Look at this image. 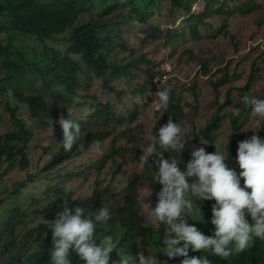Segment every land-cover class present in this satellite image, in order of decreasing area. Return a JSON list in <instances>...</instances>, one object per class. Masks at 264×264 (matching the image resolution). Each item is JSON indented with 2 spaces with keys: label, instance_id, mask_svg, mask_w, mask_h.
<instances>
[{
  "label": "rangeland",
  "instance_id": "obj_1",
  "mask_svg": "<svg viewBox=\"0 0 264 264\" xmlns=\"http://www.w3.org/2000/svg\"><path fill=\"white\" fill-rule=\"evenodd\" d=\"M41 1L52 2L53 0ZM186 1L196 7L200 0ZM146 2L151 10L154 9L150 15L147 14L148 20L141 19L142 13L134 9L130 3H126L119 8L126 12L118 11L120 13L118 20L109 28L112 41L110 54L120 63H131L129 74L117 76L113 82L116 91H111L104 85L103 79L96 76L87 66L86 73H83V91L93 99L89 101L84 99L79 103L84 106L75 105L71 108L76 118L84 123L90 122L92 125L100 122L99 119L92 118V115L100 105L103 108L110 101L112 106L124 113L125 118L122 122L117 121L119 114L116 120L111 122V128L116 131V150H112L111 140L114 137L112 136L107 141L100 142L99 151L94 149L88 155L74 160L71 166L48 174L42 171V168L50 159L51 154L46 158H43V155L50 142L56 137H63L62 128L60 125L43 128L37 120L32 118L30 110L24 105L19 104L18 114L25 117L29 125L36 130V137L30 150L32 166L38 172L37 179L46 186L45 188L52 189L56 199H61V195L55 193L57 188L64 189L67 194L72 193L73 199L92 195L97 188L98 178L109 183L111 174L121 165L120 174L111 183V191H108L107 195L105 193L102 195L103 199H108V197L112 199L110 212H115L123 204L126 196L125 189L130 179L134 175L140 176L137 189L138 202L145 218L155 223L158 239V244L147 246L145 255H156L158 260L163 261L167 258L158 252L159 247H163L159 236L163 237L165 225L155 222V218L147 207V202H150L153 207L157 202L154 188L149 185L148 181V177L155 175L154 172L157 169L153 166L150 170L147 165H142L139 159L146 144L156 143L155 133L164 124L163 112L156 109L155 92L158 90V84L162 88L172 86L170 94L176 100H181V105L185 106V112L180 121L184 134L189 139L181 154L179 151L170 154L165 152V158L171 156L177 160L181 159L183 169V164L186 165L185 160L191 158L190 152L192 146L195 145L205 147L209 153L212 147L220 149L227 160V145L233 130L230 118H224L217 140L213 145L202 137V130L217 110L215 83L226 75L228 76L227 82L220 85V99L225 101L229 89H233V102L228 110H231L234 103L241 101L245 94L264 98V0H223L222 9L209 14L205 22L199 24V32L196 35L191 31L192 24L179 18V15L169 7L168 0H146ZM105 4L107 3L99 0V5L91 7V10L83 11L81 20L88 22L92 17L101 15L111 17V14L104 11ZM178 13L181 15L182 11ZM124 14L127 18L120 22ZM6 28L8 25L2 20L0 29L3 32L0 33V41L9 37ZM9 42L13 44L11 52L14 60L24 61L20 53L22 51L32 63L29 67V75L38 84L40 92L48 102L58 109L59 112L55 116L59 119L61 115H64L61 112L63 104L44 84L45 77L42 70L44 69L45 72L48 65L52 63V56L47 51L46 44L36 37L24 34L15 36L14 42L7 40L5 44ZM118 43L126 44L127 48L116 46ZM51 46L66 51L69 43L53 41ZM227 63H230L229 69L225 68ZM252 71H255L256 77L250 89L245 90L244 87ZM47 78L51 80L52 76H47ZM89 83L92 87L87 89ZM53 86L60 87L56 82ZM194 86H196L195 90ZM119 90L122 91L121 96H118ZM96 97L98 100L95 99ZM1 102L2 98H0ZM246 108L251 109L248 105ZM133 111H135V117L132 118ZM0 115L3 116L0 134L16 129V124L11 120L6 104L0 105ZM156 121V126L153 127ZM101 127L108 128L109 125ZM253 131H256L257 135L261 132L264 134V117L257 116L251 109L249 121L236 135V148H238V142L251 137ZM131 135L133 139L129 138ZM111 151L118 152L114 155L115 160H111L105 171L100 172L97 168L101 157ZM176 155L179 158H176ZM234 166L239 173L240 169L236 159ZM25 178L26 176L19 173L18 169L12 173L8 172L0 183L1 194H8L16 188L20 180ZM65 185H69L70 189L66 191ZM151 189L153 195L148 197ZM38 194L41 197L45 193L39 192ZM41 199L47 205L49 204L50 220L54 219L61 209L54 208L55 201L50 203L51 201L48 202L44 197ZM191 199L194 209L190 212L185 210L190 217L188 222L200 229L205 228L207 224L200 223L201 218L196 215L199 214L197 213V202L200 199L195 196H191ZM214 202L213 200L212 204ZM21 203L28 204V201L22 199ZM108 228L107 225L101 230L104 232V229Z\"/></svg>",
  "mask_w": 264,
  "mask_h": 264
},
{
  "label": "trees",
  "instance_id": "obj_2",
  "mask_svg": "<svg viewBox=\"0 0 264 264\" xmlns=\"http://www.w3.org/2000/svg\"><path fill=\"white\" fill-rule=\"evenodd\" d=\"M104 11L111 14V17H92L88 22L81 20L83 11L99 5V0H53L44 2L41 0H0V26L1 21L8 25L6 30L9 37L0 41V97L1 106L7 105L11 114V120L16 124V129L0 134V183L3 177L12 173L15 169L25 175L26 178L18 182L15 189L8 194L0 192V264H50L48 249L51 241V231L42 221L50 220L49 204L42 201V197L50 203H55V209H61L64 201H68V206L74 208L80 205L86 209L88 215L94 216L96 210L102 206H107L111 210L112 199H103L102 195H107L111 191V183L121 172V165L111 174V181L105 182L102 178L97 180L95 192L86 197L73 199V194H67L64 189L57 188L55 193L61 195V199H56L52 189L48 190L46 186L37 179L38 172L34 170L30 159V150L36 137V130L29 125L28 120L19 115L20 105L28 107L33 119L37 120L43 128H52L59 125V119L56 118L58 109L52 106L47 98L40 92L38 84L29 75V67L32 65L25 53L24 61H17L12 58L11 42L17 35H28L36 37L40 42L46 44V49L51 53L52 63L48 65L44 72V84L52 90L53 96L59 99L63 104L61 112L63 116L76 120L80 126L82 135L70 152H66L62 146V138L56 137L48 144L43 158L51 154L42 171L48 174L57 172L59 169L71 166L73 161L88 155L93 151L90 147L93 141L104 142L114 136L111 140L112 150H116V131L111 128V122L116 120L122 122L125 114L119 112L118 108L107 103L102 108L101 105L92 115L99 119L97 125L90 122H82L72 113L71 108L75 105L84 106L81 103L84 99L91 100L92 96L83 91L84 76L86 67H90L92 72L103 79L104 85L111 91H116L113 82L120 74H129L131 63H120L118 59L110 54L112 41L109 28L119 18V12L126 3H130L134 9L142 13L141 19L148 20V15L154 9L148 7L146 0H103ZM223 0H200L196 7L186 0H168L169 7L192 24L191 31L198 34V26L205 22L206 17L216 10L222 9ZM119 11V12H118ZM182 11L180 15L178 12ZM127 16L124 14L119 20L124 21ZM3 30L0 29V33ZM69 43L66 51H62L56 46H51V42ZM116 46L127 48L124 43H118ZM229 64L225 65L229 69ZM38 65V63H34ZM42 68V67H40ZM47 76H52L48 80ZM255 71L249 75L248 82L244 87L249 90L255 79ZM228 76L215 83L217 110L211 117L206 127L202 130V137L208 140L212 145L217 140L218 131L222 127L223 120L230 118L232 124V134L227 145L228 156L226 163L229 167H234L237 154V138L246 122L250 119L251 109L246 108L243 101L233 102V89H229L225 101L220 99V85L226 83ZM59 84V88L53 86ZM92 84L87 85L90 89ZM196 89V86L193 87ZM122 91H118L121 96ZM98 100V98H95ZM20 104V105H19ZM239 109V115H234L233 110ZM185 112V106L181 105V100L170 94V103L167 112L163 113L162 120L164 124L169 116L173 121L181 125V118ZM135 117V111L132 118ZM3 116L0 115V125ZM102 125H109L108 128H102ZM182 126V125H181ZM264 137L263 132L259 133ZM129 138L133 139L131 135ZM125 149V148H124ZM220 149L211 148V153ZM118 152H109L103 154L98 168L104 172L108 163L115 160L114 155ZM121 153V152H120ZM176 158H179L177 155ZM190 159V158H189ZM185 160L186 162L189 160ZM185 167V164H183ZM236 169V168H235ZM72 173V172H71ZM149 185L154 188L155 193L159 192L161 185L156 182L153 174L148 177ZM140 176L134 175L125 189L126 196L123 204L115 212H111V217L98 228L109 226L105 235L111 236L118 243L117 251L114 250L111 256L112 264H119L120 255H131L137 257L140 251L146 253V248L152 244H158L155 223H151L142 214L137 197L138 183ZM39 183V185H38ZM243 184V181H241ZM39 192L45 193L40 197ZM119 194L121 192L119 191ZM66 197V198H64ZM112 198L114 196L112 195ZM28 201V204L21 203V200ZM147 225V226H146ZM141 243V244H140ZM162 247V246H160ZM120 254V255H119ZM73 264H83L82 261L72 254ZM138 264V260H137ZM232 264H264V240L255 239L247 252L232 258Z\"/></svg>",
  "mask_w": 264,
  "mask_h": 264
},
{
  "label": "clouds",
  "instance_id": "obj_3",
  "mask_svg": "<svg viewBox=\"0 0 264 264\" xmlns=\"http://www.w3.org/2000/svg\"><path fill=\"white\" fill-rule=\"evenodd\" d=\"M171 91L172 86L162 88L158 84V111L167 112ZM242 101L254 114L264 117V98L245 94ZM239 111L234 109V115ZM58 123L63 131V149L70 152L82 135L81 126L70 114L69 118L61 115ZM154 139L156 143L146 144L139 159L150 170L153 166L157 169L154 173L161 188L155 193V206L147 202V207L155 222L165 225L163 237L159 236L163 247L158 253L167 259L161 261L140 251L135 258L119 254V264H137V260L138 264H232V258L247 252L255 239L264 240V137L253 131L251 137L238 142L239 173L228 166L222 152L209 153L203 146H192L191 158L183 169L181 159L165 158V152L181 154L189 141L182 126L170 116ZM90 147L99 151L100 142L93 141ZM69 189L65 185V190ZM151 195L152 189L148 197ZM191 196L200 199L196 215L200 223L207 224L205 228L188 222L185 210L194 209ZM61 208L54 219L42 221L51 231L50 264H73V253L83 264H112L110 254L117 251L118 243L105 235L107 229L103 232L98 228L110 219L109 208L100 207L94 216L80 205L70 208L68 201Z\"/></svg>",
  "mask_w": 264,
  "mask_h": 264
}]
</instances>
